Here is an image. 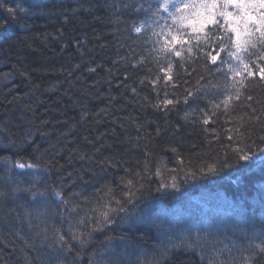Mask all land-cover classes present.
I'll list each match as a JSON object with an SVG mask.
<instances>
[{"label": "trees", "instance_id": "obj_1", "mask_svg": "<svg viewBox=\"0 0 264 264\" xmlns=\"http://www.w3.org/2000/svg\"><path fill=\"white\" fill-rule=\"evenodd\" d=\"M100 1L104 0H81L80 4L75 0H0V21L5 23L0 28V135L8 143L0 156L4 152L9 154L7 159H36L50 173L41 188L49 194L62 191L83 216L105 183L115 185L125 170L142 169L147 145L155 164L163 158L168 169L175 171H165L163 176L145 173L144 187L134 203L156 194L153 200L165 199L156 189L167 183L169 187L162 190L177 195L170 204L183 200L189 210L175 212L166 207L155 229L139 230L130 239L135 250L132 259L125 261L128 251L121 246L120 229L111 225L94 233L83 248L76 242H71L72 250L62 248L56 233L68 236L79 218L77 213L52 207V196L42 197L40 204L12 200L0 179V191L8 193L0 196V264H150L153 259L159 264L231 262L264 225V153L260 152L264 142L258 138L264 131L250 123L248 143L256 155L237 163L232 151L236 139L229 141L225 130L233 129L228 134L235 135L236 116L247 109L237 104L230 118L221 108L207 125L201 118V110L211 108L208 101L219 102L227 88L223 75H209L204 68L205 63L211 69L216 65L202 54L186 59L183 68L174 67L176 87L161 84L154 90L150 82L158 72L154 53L140 47L114 2ZM21 6L37 10L35 17L22 14L17 10ZM9 8L14 9L11 15ZM141 57L146 59L137 64ZM89 68L96 71L89 72ZM201 75L221 88L210 90L207 99L201 95L194 103L181 102L169 110L152 106L157 91L160 99L165 91L169 98L175 93L178 99L186 89L195 91L198 80L205 83ZM242 91L264 101V88L252 82ZM253 107L261 110L259 103ZM106 158L117 160L119 167L102 165ZM177 158L184 164L177 163ZM210 166L215 167L210 170ZM173 182L176 188L171 187ZM170 211L175 217L168 219ZM168 221L170 227H164ZM162 229L172 233L170 239H160L157 232ZM186 239L198 242L199 247L161 256L170 242Z\"/></svg>", "mask_w": 264, "mask_h": 264}, {"label": "snow or ice", "instance_id": "obj_2", "mask_svg": "<svg viewBox=\"0 0 264 264\" xmlns=\"http://www.w3.org/2000/svg\"><path fill=\"white\" fill-rule=\"evenodd\" d=\"M124 7H129V5H124ZM137 10L144 11L152 19V23L145 20L141 21L139 25H134L133 30L140 34L145 32L147 27L150 31V35L147 36V39L153 44L150 54L154 53V60L158 69L157 74L150 81L154 90L161 84L164 88L176 87L178 74L174 73V67L179 65L183 68V62L186 59H192L194 56L199 58V55L202 54L206 61H210L211 65H216L215 69H211L209 64L205 63L204 68L209 72V75L214 76L217 73L223 75L227 85L226 90L223 91V98L219 102L215 99L209 100L211 108L201 110L202 122L205 125L209 124L212 118L217 115V110L221 108H223L224 114L230 118L237 104L246 108L247 110L243 114L236 116L235 135L228 134L232 133L233 129H226L225 133L229 141L236 139V146L232 149L236 162L250 161L256 153L252 151L248 143L251 139V136L248 135L251 131L249 125L256 123L264 131V101H257L251 93L242 90L248 88L249 82L264 88V0H156L155 3L148 2L147 8L144 4H140ZM7 11L11 15L14 9L9 8ZM20 11L25 10L20 9ZM162 13H166V16ZM161 20L164 23L161 24ZM153 24L156 25V28L153 27ZM4 26L5 23L0 21V28ZM157 28L158 30H156ZM222 53L224 54L223 57H221ZM145 59L146 57H141L137 64L143 63ZM76 67L79 68L80 66L76 65ZM193 70L195 71V69ZM88 71L94 73L96 69L89 68ZM149 71L151 72V69ZM200 80H204L205 83L200 84L198 80L199 87L195 91L186 89L182 98L179 99L175 97V93L172 94V98H169L167 91L160 99V93L157 91L158 99L152 106L157 109L169 110L170 106L175 107L181 102L185 104L194 103L201 95L207 99L210 90L221 88L218 83H213L211 79L205 80L203 75L200 76ZM140 83L143 84L144 80H141ZM131 91L136 93L137 90L133 87ZM249 102L261 104V110L253 107V103ZM156 132L157 135L160 134L159 127H157ZM212 132H215V129H212ZM216 138L219 139L218 133ZM258 138L264 142V134ZM137 139L141 138L137 137ZM144 139L149 138L145 137ZM12 143H16V141H12ZM170 150L173 153L177 152L175 147ZM260 152L264 153V148L260 149ZM84 158L81 157V159ZM0 159L6 164L9 163L7 157ZM158 159L159 163L155 164L153 153L148 151L147 145H145L142 169L125 170V175L120 176L115 185L105 183L98 189L95 202L83 216H79L77 206L72 205V202L64 197L62 191L53 190L54 194L62 199L63 204L68 205L71 212L77 213L79 216L74 230L70 226L68 236L57 231L56 239L61 247L72 250L73 244L71 242H76L83 248L91 242L94 233L104 231L109 226L114 225L122 216H127L129 212L126 205L133 204L137 198V192L144 187L141 181L145 179V173L163 176L165 171H175V169H168L163 158ZM100 163L112 168L119 167V162L111 158H106ZM177 163L183 165L184 161L177 158ZM153 164H155L154 168L151 167ZM227 166L231 167L232 165ZM214 167L210 166V170ZM39 168H41L39 163L15 160L11 162L8 171L20 169L22 171L18 175H28L26 170ZM68 175L71 176L72 174L69 173ZM192 175L194 176L195 173ZM80 179L83 177L81 176ZM172 179L175 180V177ZM168 187L169 185L164 183L156 190L159 192ZM171 187L176 188L175 182ZM21 192L28 193L35 199L46 195L48 190L40 189L37 178L25 187L17 184L12 189L13 196ZM6 195L8 193L0 191V196ZM197 247H199L198 242H189L187 239L180 243L170 242L162 250L161 256L168 258L175 252H187L195 250ZM229 254L231 255V250H229ZM217 255L219 256L220 253ZM261 259H264V225L261 226L259 236L248 240L231 262L210 260L209 264H259ZM150 264H159V262L153 259Z\"/></svg>", "mask_w": 264, "mask_h": 264}, {"label": "bare ground", "instance_id": "obj_3", "mask_svg": "<svg viewBox=\"0 0 264 264\" xmlns=\"http://www.w3.org/2000/svg\"><path fill=\"white\" fill-rule=\"evenodd\" d=\"M81 0H75V3L80 4ZM106 3L108 1L114 2L116 4V10L117 13L121 16V18L125 21L127 27L130 30V33L133 36H136L137 39L140 41V47L150 48L152 49L153 44L150 40L147 39V36L150 35V31L145 29V32H142L140 34H137L133 29L134 25H139L141 21L147 20L148 23L152 22V19L149 18L148 15L145 14L144 11H138L137 8L140 4H144L145 8H147V3L152 2L155 3L156 0H104ZM100 1V3L104 2ZM105 3V4H106ZM124 5H129V7H124ZM22 9V6L21 8ZM17 8V10H20ZM23 9L25 11H21L22 14H27L30 17H35V12L37 10L33 9H27L23 6ZM79 11V10H78ZM76 11V12H78ZM158 19V18H155ZM33 139H35L33 137ZM1 150H8V143L7 141L0 135V151ZM5 154V155H2ZM0 158L8 156V153H2ZM15 160H23L21 158L17 157H9L8 161L9 163H4L2 159H0V179L3 185L9 190V194L11 195L12 200L15 199V201L18 202H27V203H33L36 204L41 203V198H49V196H52L51 203L52 207L59 208L63 207L65 212L66 210H69V206L63 204L62 199L54 194H49V190L46 195L39 196L35 199H33L28 193H18L15 196L12 194V189L19 184L21 187H25L31 183L34 182L38 178V186L41 190H44V188H41L42 181H46L50 173L44 165H42L40 162H37L36 159L34 161L28 160L33 163H39L41 165V168L32 170L28 169L26 170L28 175H18L22 170L20 169H13L11 172L8 171V169L11 166V162ZM231 170V169H230ZM234 171V169H232ZM218 182H221L220 179H218ZM230 182H226L225 185H229ZM161 184V182H160ZM161 186V185H160ZM166 198H161L162 196H159L156 200H153V197L157 196H148L144 197L143 199L137 201L134 204H130L127 206L129 214L127 216H122L117 220V222L113 225L114 228L120 229V231L123 232V240L120 241L121 246L125 250L128 251V256L125 261L129 260V258L132 259L135 248L132 247L134 244L130 240L134 238V236L137 234L139 230H149V229H155L159 223L160 215L164 213V210L166 207H173L175 212H180L183 210H189V205L187 202L183 200L176 201L174 204H170V202H173L176 200L177 195L170 194L167 192V190H161ZM48 196V197H47ZM174 211H170L166 214V218L170 219L172 217H175ZM133 213V214H131ZM260 218V217H258ZM227 220H223L222 223H225ZM262 222V221H261ZM164 227H170V222H166ZM177 232V231H176ZM158 235L160 239L168 240L171 238V234L167 229L159 230ZM182 235V232H179ZM204 241V240H203Z\"/></svg>", "mask_w": 264, "mask_h": 264}]
</instances>
